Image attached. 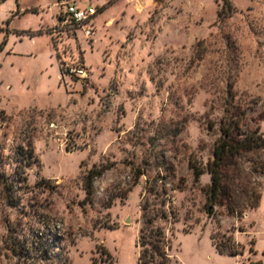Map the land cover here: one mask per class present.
I'll use <instances>...</instances> for the list:
<instances>
[{
  "label": "rangeland",
  "instance_id": "374dc122",
  "mask_svg": "<svg viewBox=\"0 0 264 264\" xmlns=\"http://www.w3.org/2000/svg\"><path fill=\"white\" fill-rule=\"evenodd\" d=\"M51 1L0 3V264H138L152 220L170 264H264V149L224 171L230 203L207 171L223 121L264 137V0H70L98 9L91 39L13 31Z\"/></svg>",
  "mask_w": 264,
  "mask_h": 264
},
{
  "label": "trees",
  "instance_id": "16d2710c",
  "mask_svg": "<svg viewBox=\"0 0 264 264\" xmlns=\"http://www.w3.org/2000/svg\"><path fill=\"white\" fill-rule=\"evenodd\" d=\"M6 0H0L4 2ZM62 1V0H60ZM158 1V0H157ZM228 8L229 16L232 13L233 6L229 0H224V8L219 11V17H225V10ZM26 12H37V9H31ZM1 31V30H0ZM51 33V31H49ZM29 36L41 34L38 32H26ZM2 50V46H0ZM63 73V69H61ZM264 149V137L259 134L258 129L244 133L241 130L239 121L226 120L221 125V136L216 142L214 148V156L207 163V171L211 175V185L208 190L209 202L217 203L225 199L228 203L233 201V197L229 187L224 181V171L232 164H236V159L243 152H251L254 150ZM32 152H29L31 157ZM30 160V159H29ZM194 170L195 181L199 182L203 175V170L196 166H192ZM106 167L90 170L85 177V190L87 199L92 203L94 195V184L97 178L101 177L106 171ZM264 172V167L261 169ZM230 210H232L229 207ZM153 220L141 229L140 247L142 248L138 264H170V258L167 254L168 240L163 228H154ZM236 254V253H232Z\"/></svg>",
  "mask_w": 264,
  "mask_h": 264
},
{
  "label": "built area",
  "instance_id": "2783aa9c",
  "mask_svg": "<svg viewBox=\"0 0 264 264\" xmlns=\"http://www.w3.org/2000/svg\"><path fill=\"white\" fill-rule=\"evenodd\" d=\"M60 5L64 11L60 14L57 27L52 29L53 34H60L65 29H73L74 31L82 30L87 38L91 39L94 35L93 20L98 9L92 5L80 7L75 1L62 0ZM65 77L88 78V70L84 65L72 64L65 65L63 68ZM54 127V124L52 125Z\"/></svg>",
  "mask_w": 264,
  "mask_h": 264
},
{
  "label": "crops",
  "instance_id": "0c3cea01",
  "mask_svg": "<svg viewBox=\"0 0 264 264\" xmlns=\"http://www.w3.org/2000/svg\"><path fill=\"white\" fill-rule=\"evenodd\" d=\"M53 1V2H52ZM51 2H48V3H56L55 1H59V0H52ZM147 2H148V4H151V3H153V2H155V0H147ZM53 4V5H54ZM76 4L78 5V6H80V7H85V6H87V5H79L77 2H76ZM46 5H48L47 3L46 4H44V5H40V6H37L38 8H32V9H37V12H35L36 14H38L39 13V11H40V9L39 8H42L41 10H43V8L46 6ZM61 6V5H60ZM19 7V9L17 10V12H16V14L17 15H24V14H33L34 12H26V11H28L26 8H23V7H21V6H18ZM31 10V9H30ZM64 11V8L61 6V10H60V13L57 15V19L58 20H55V21H53L51 24L50 23H47V24H41V26H39L38 28H35V29H38V30H33V29H30L28 32H32V31H42V33L40 34V35H47V36H49L50 37V32L49 31H51L54 27H57V25H58V23H59V17H60V14L62 13ZM98 14V13H97ZM96 14V15H97ZM96 17V16H95ZM95 17H94V20H93V24H94V22H95ZM13 31H16V32H19V34L20 35H23L24 33H26V32H22V31H18V30H13ZM20 35H19V37H20ZM21 37H23V36H21ZM52 41H54V40H52ZM54 47H55V45H53V43H52V50L48 53L49 55H50V57H49V62L50 63H52L53 61H54V59H53V57L51 56V55H53V52H54ZM57 62V67H58V72H59V79H58V81H60V83H61V78H62V71H61V66H60V64H59V62H58V60L56 61ZM44 67H46L45 65L42 67V68H44ZM52 67V66H51Z\"/></svg>",
  "mask_w": 264,
  "mask_h": 264
}]
</instances>
